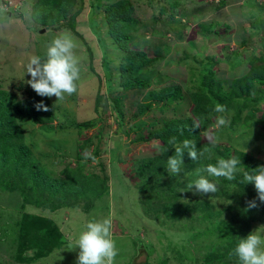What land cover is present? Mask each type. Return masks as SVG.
Masks as SVG:
<instances>
[{
    "label": "rangeland",
    "instance_id": "1",
    "mask_svg": "<svg viewBox=\"0 0 264 264\" xmlns=\"http://www.w3.org/2000/svg\"><path fill=\"white\" fill-rule=\"evenodd\" d=\"M35 1L0 0L4 9L0 12V89L14 93L17 101L25 99L27 95L18 88L20 80L30 79L24 73L25 65L32 56L43 59L46 46L64 32L77 43L80 79L73 95H66L62 101L49 98L54 111L52 122L32 118L19 122V141L15 144L27 153L34 170L24 167L15 173L0 165V264H75L79 249L69 250L73 240L89 220L104 218L112 222L118 253L114 264H224L208 262L205 256L210 251L220 258L227 252L228 230L221 227L224 224H208L199 217L203 206L200 209L197 204L206 195L182 189L190 177L196 180L197 173L206 176L197 171L206 166L205 161L189 168L183 161L180 175L168 178L163 174V179L155 183L158 188L171 190L159 198L148 189L154 180L149 181L141 171L160 156L156 146L160 148L161 142L136 140L137 133L129 127L138 120L155 127L172 119L198 122L196 112L201 114L206 109L195 102L203 94L196 87L201 71L211 70L212 79L230 90L232 83L249 72L251 59L256 65L258 57H264L259 42L264 34V0H127L132 5L130 16L137 22L135 35L144 41L140 47L151 59L143 71L151 83L143 91L124 93L121 89L117 93L125 94L123 128L118 126L116 112L109 104L102 108L100 100L102 109L95 110L96 96L108 92L107 81L113 86L112 95L119 84L121 54L106 19L109 7L117 0H71L73 4L64 18L52 24L36 18ZM254 88L264 91L261 84ZM162 89L165 93L179 90L181 98L162 110L159 103L133 117L136 102L147 104L151 101L147 92L159 93ZM263 105L264 100H260L259 106ZM235 111L234 105L226 109L231 123L220 129L214 127L220 115L215 112L208 127L200 128L201 141L208 142L205 134H213L223 154L224 148L231 146L236 151L230 152L246 149L244 153L252 158L264 160V131L247 129L240 120L232 123ZM247 114L243 110L241 118ZM89 119L91 124L80 126L79 132V124L73 120ZM146 132L143 128L142 133ZM0 153L14 154L3 149ZM86 154H90L87 159ZM141 187H147V192ZM216 199L220 208L223 202ZM222 213L219 220L229 218V213ZM262 225L253 224L252 230ZM20 231L25 237L44 232L52 242L51 249L34 257L39 241L33 237L36 244L31 245L32 259L20 261L17 242L11 243L15 232Z\"/></svg>",
    "mask_w": 264,
    "mask_h": 264
},
{
    "label": "trees",
    "instance_id": "2",
    "mask_svg": "<svg viewBox=\"0 0 264 264\" xmlns=\"http://www.w3.org/2000/svg\"><path fill=\"white\" fill-rule=\"evenodd\" d=\"M71 4H73V1L71 2V0H36L33 3V10L37 16L36 18L41 22L44 21L46 24H52L53 22L61 21L64 18L65 13H67V10L71 7ZM109 9L110 11H108V14L106 15L109 24V31L113 36L112 38L115 40V46L120 51L119 54H121V62L118 66L119 84L116 86V93L112 95L111 90L113 89V86L109 85V82L107 81L106 87L108 92L106 94L99 93L100 95L96 96L95 110L100 112L103 107L106 108L109 104V106L116 112L118 126L123 128L122 106L123 99L125 98L124 93L127 90H134L136 92L143 91L150 85V76H148L147 73H143V71L147 69L148 62H150L151 59L148 58L146 51H142L140 47V44L144 41L140 36L137 37L135 35L138 28L136 27V20L130 16L132 5L127 0H117L111 4ZM72 24L73 23L70 25L72 26ZM259 42L264 49V34H262L261 37L259 36ZM254 60L255 59L253 58L249 62V72L232 83V89L230 90H226L222 83L212 79L211 70L205 69L200 72L196 87L198 88L197 90L201 91L203 94L196 97L195 102L198 106H206L203 113L200 114L199 112H196L200 128L208 127L211 123V117L215 115L214 107L219 103L221 105H226V109L233 105L236 107V111L233 114V117L236 118L235 122L232 123H236L240 120L241 124L247 129L264 131V105L262 107L259 106V101L264 100V91L254 88L255 84L264 85V57L259 56V63L256 65L252 64ZM26 80V78H23L18 84V88L27 95L22 101H17L14 93L10 91L5 92L6 90L0 89V124H2L0 128V151L3 149L14 153L13 155L2 156L0 153V165L7 167L8 170L15 173H18L19 168L24 167L29 171L34 170V165H29L27 153L15 144L19 141L17 140V136L20 133L19 122H25V120H28L29 118L39 122L49 120L52 122V119L54 118V111L49 101V97H41L37 95L34 90L24 82ZM235 87H238V89H235ZM121 89L124 93L122 92V94L117 95V93H120L119 91H121ZM232 90L238 91L231 96L229 93ZM165 91V89H162L159 93L153 91L147 92L146 97L151 101L147 104L136 102L138 106L133 113V117L146 113V111L159 103H161V105H159L158 108L162 110L172 101L181 98L179 90L174 93H165ZM100 100L101 102L103 101L102 108L99 106ZM41 101L48 106L49 111H38L34 107L36 103ZM243 110H246L248 114L244 118H241ZM70 115H72V113ZM73 121L76 124H79L77 128L79 132H81L82 127H88L91 124L90 119L82 122H76V120ZM193 122V119H186L183 121L172 119L164 121L159 127H155V124L153 123L146 126L143 120H138L129 127L130 131L137 133L136 140L156 139L161 142L160 148L162 154L148 162L146 165L147 169L143 167V171H141L142 174L144 173V175H148L147 179L149 181L154 180V182H150L148 189L153 190L154 194L157 193L160 195L158 196L159 198L167 195L171 190V187L170 189L167 187L158 188L155 181L163 179V174H166L167 177L170 178L171 174L165 169L167 167V157L169 155H175L174 148L168 143L173 136L176 137L177 143H181L184 139L195 141L197 151L204 153V155L200 156L197 161L193 162L188 157L187 152H185L182 159L185 161L184 166L186 168L199 166V162L203 160L206 165L208 163L215 164L220 158L227 159L233 156L240 159L241 164H239L238 167L249 172H252L260 165H264L263 159H254L244 152H230L232 150L236 151L231 149V146L224 148L225 154H223L219 151L217 144L212 145L208 142H202L199 135L200 128L191 131ZM143 128H146L147 131L145 135L142 133ZM181 130L183 131V134H181ZM81 144L82 143L78 142V145ZM80 148L83 149L82 146H80ZM165 149L167 150L164 151ZM77 157L81 158L78 153ZM198 177L197 173L196 179H198ZM93 181L94 180H91V182ZM194 181V177H190L188 183L182 186V189ZM216 183L218 185V191L215 194L206 195L204 198L199 199L200 202L197 206H200V209H202L203 206L204 214V216L202 214V216L199 217H203L208 224L215 222L224 224V226L221 227L228 230L229 243L226 248L227 252L224 255V252H222L223 256L221 255L220 258L213 257L214 253L210 251L206 254L205 258L208 262L216 260L218 263L222 261L224 264H239V260L234 256L233 250L241 238L252 232L250 227L253 223L264 222V203L258 200L254 185L252 183H243L242 175L240 174H237L236 179L231 181L220 177ZM146 188L147 187H141L139 189L147 192ZM214 198H217L216 200L221 201V203L223 202L220 208L217 207V201H215ZM251 200L256 201V207L248 208L247 202ZM169 211H173V208ZM222 212L229 213V218L219 220V216ZM25 218H27V215ZM24 224L25 222L23 225ZM29 234V237H25L24 231H20L19 233L15 232V238L11 242L12 244L17 242L16 249L18 250L19 260L22 262H27L32 259L30 253L32 249L31 245L36 244L32 242L33 237L39 241V246H37V250L33 254L34 257L43 256L44 252H49L51 249L50 244L52 242L49 243V236L45 235L44 232H41L40 234L38 232ZM226 258L228 260H225Z\"/></svg>",
    "mask_w": 264,
    "mask_h": 264
},
{
    "label": "clouds",
    "instance_id": "3",
    "mask_svg": "<svg viewBox=\"0 0 264 264\" xmlns=\"http://www.w3.org/2000/svg\"><path fill=\"white\" fill-rule=\"evenodd\" d=\"M2 11L4 9L0 6V12ZM76 49L77 43L71 34L64 32L57 35L46 46V55L43 59L39 56H32L27 62L24 73H27L30 79L24 82L37 95L55 97L56 101L64 100L66 95H73L77 92V81L80 79L81 57L77 56ZM34 107L38 111H49L48 106L42 101L36 103ZM214 111L220 114L215 119L214 127L216 129L230 125L231 120L226 114L224 105L217 103ZM198 128H200V123L193 122L191 131ZM181 134H183L182 130ZM205 139L212 145L218 143V138L213 134L206 133ZM168 143L174 148L175 153V155L167 157L166 170L169 174H181L182 157L185 152L193 162L204 155L203 152L197 151L196 142L193 140L184 139L181 143H177L176 137L173 136ZM156 148L162 154L159 145ZM88 155L90 154H86V159ZM239 164H241L240 159L235 156L227 159L220 158L215 164H207L202 170H197L203 171L206 176L201 175L194 182L188 184L187 191H193L194 194L199 195L215 194L218 191L217 183L206 177H223L231 181L236 179L237 174H240L243 183L254 185L258 200L264 203V165H260L249 172L239 168ZM247 206L248 208L256 207V201H248ZM257 223L264 224V222L253 224ZM252 226L250 227L251 230ZM111 228L110 218L89 220L85 224L84 230L73 240L72 247L69 249H79L75 264H114L118 253L115 241L112 239ZM233 254L238 258L239 264H264V225L241 238L236 244Z\"/></svg>",
    "mask_w": 264,
    "mask_h": 264
},
{
    "label": "water",
    "instance_id": "4",
    "mask_svg": "<svg viewBox=\"0 0 264 264\" xmlns=\"http://www.w3.org/2000/svg\"><path fill=\"white\" fill-rule=\"evenodd\" d=\"M44 30V29H43Z\"/></svg>",
    "mask_w": 264,
    "mask_h": 264
}]
</instances>
